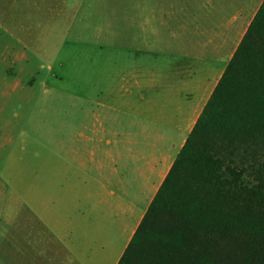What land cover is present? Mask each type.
I'll return each instance as SVG.
<instances>
[{
	"label": "rangeland",
	"instance_id": "1",
	"mask_svg": "<svg viewBox=\"0 0 264 264\" xmlns=\"http://www.w3.org/2000/svg\"><path fill=\"white\" fill-rule=\"evenodd\" d=\"M195 1L0 0V89L11 92L0 98V230H45L50 222L36 212H69L78 190L64 183L81 179L85 162L93 186L97 118L126 117L130 90L173 64L176 39L205 35L203 24L180 28L194 20ZM214 46L224 47L220 58L208 60L223 63L235 43ZM10 54L41 73L34 85L16 88L17 67L4 62Z\"/></svg>",
	"mask_w": 264,
	"mask_h": 264
},
{
	"label": "crops",
	"instance_id": "2",
	"mask_svg": "<svg viewBox=\"0 0 264 264\" xmlns=\"http://www.w3.org/2000/svg\"><path fill=\"white\" fill-rule=\"evenodd\" d=\"M263 1L196 0L194 20L180 28L203 24L205 35L176 39L179 51L173 64L157 81L130 90L126 117L97 118L93 186L84 161L77 167L84 174L81 179L64 183L65 189L78 190L69 212L58 217L36 212L50 222L45 230H0V264H118ZM209 28L219 29V34L209 36ZM230 42L235 48L227 61L208 60L211 53L220 58L224 48L214 45ZM23 59L10 54L4 60L5 67H17L16 88L34 85L31 77L41 75L21 65ZM10 94L0 89L1 99ZM102 142L109 147L102 148ZM24 220L20 218L21 224Z\"/></svg>",
	"mask_w": 264,
	"mask_h": 264
},
{
	"label": "trees",
	"instance_id": "3",
	"mask_svg": "<svg viewBox=\"0 0 264 264\" xmlns=\"http://www.w3.org/2000/svg\"><path fill=\"white\" fill-rule=\"evenodd\" d=\"M118 264H264V1Z\"/></svg>",
	"mask_w": 264,
	"mask_h": 264
}]
</instances>
